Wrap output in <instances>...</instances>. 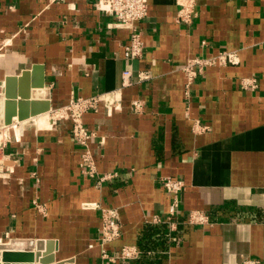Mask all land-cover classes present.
I'll return each mask as SVG.
<instances>
[{
    "label": "crops",
    "instance_id": "1",
    "mask_svg": "<svg viewBox=\"0 0 264 264\" xmlns=\"http://www.w3.org/2000/svg\"><path fill=\"white\" fill-rule=\"evenodd\" d=\"M196 2L186 23L177 21V0H149L137 22L144 54L129 59L130 30L94 0H0V93L24 69L35 82L36 63L51 91L49 110L0 124V246L32 240L35 253L43 239L41 258L51 251L65 264H264V0ZM221 50L236 51L239 62L207 66L187 95L186 60ZM245 76L258 79L256 88H243ZM91 95L101 103L84 116L96 132L90 148L97 171L115 174L103 182L83 173L72 120L51 113ZM135 98L144 111L133 110ZM196 120L208 128L198 130ZM166 176L186 188L169 192ZM176 200L172 225L166 217ZM85 202L118 210V239L101 243L102 212ZM193 211L207 222H190ZM123 245L140 255L103 256Z\"/></svg>",
    "mask_w": 264,
    "mask_h": 264
},
{
    "label": "built area",
    "instance_id": "2",
    "mask_svg": "<svg viewBox=\"0 0 264 264\" xmlns=\"http://www.w3.org/2000/svg\"><path fill=\"white\" fill-rule=\"evenodd\" d=\"M95 6L102 12L110 13L114 17V23L116 26L128 28L130 30V38L125 47V56L129 59L140 58L144 54L145 41L143 32L137 26V22L144 19L149 12V0H94ZM179 4V10L177 15L178 22H190L192 18L197 15V2L196 0H177ZM239 62L237 52L234 50H221L212 56L195 55L189 57L183 64L182 69L185 72V89L186 94H190L192 84L196 81L197 77L204 72L207 66L212 65H226L229 63L236 64ZM132 70H125L124 77L125 83L127 78L131 77ZM141 79L149 77L148 72L139 73ZM243 88H256L258 85V79L255 76H245L241 80ZM109 97V96H107ZM110 98V97H109ZM107 105L109 108H117L118 104L115 102V98L107 99ZM101 103L100 95L91 96H77L71 97L69 102L60 107L51 110L54 120H72V135L78 144L82 147L81 154V167L85 174L90 177L98 178V182H103L108 178L111 179L115 174L107 173L100 174L97 171L96 159L90 148V140L95 136L96 132L91 130L84 120L85 113L88 111H98ZM132 108L136 112L144 111L145 102L141 98H135L132 100ZM196 128L198 130L207 129L206 124H202L198 120L195 121ZM3 129V128H2ZM1 130V128H0ZM162 183L165 188L174 194H178L180 191L186 188L184 180L174 178L171 176L162 177ZM179 202L176 200L170 206V213L166 217L168 221L175 224V218L177 216V207ZM86 207H98L102 212V222L100 226V240L103 245L118 239L122 234V225L119 219L118 210L115 208L102 207L99 204L85 202ZM189 220L192 223L207 222L208 217L199 211H193L189 215ZM155 221H161L160 218H156ZM140 249L137 246L123 245L118 251L109 253L105 248L103 250V256L117 261L120 259L136 258L140 255ZM252 264L257 262L252 261Z\"/></svg>",
    "mask_w": 264,
    "mask_h": 264
},
{
    "label": "water",
    "instance_id": "3",
    "mask_svg": "<svg viewBox=\"0 0 264 264\" xmlns=\"http://www.w3.org/2000/svg\"><path fill=\"white\" fill-rule=\"evenodd\" d=\"M33 69L39 75L35 82L30 81V70L28 69H24L21 74H13L6 77L5 91L0 93L1 125L11 124L14 116L18 117L19 120H23L51 108V91L44 88L45 75L42 71V66L36 63ZM30 105H32V108H30ZM45 242L43 239L37 240L35 253L31 252L33 249L32 240L12 239L9 243H3L0 246L4 250L1 264H35V260L48 264H65V260L57 261L55 255L50 254L51 251L49 249L50 252H47L41 258V250L44 248ZM49 243L51 245V242ZM17 249L28 251L15 252Z\"/></svg>",
    "mask_w": 264,
    "mask_h": 264
},
{
    "label": "bare ground",
    "instance_id": "4",
    "mask_svg": "<svg viewBox=\"0 0 264 264\" xmlns=\"http://www.w3.org/2000/svg\"><path fill=\"white\" fill-rule=\"evenodd\" d=\"M47 116H40L39 117V122H40V124L41 125H45V124H47ZM18 129H19V127H18ZM17 130V129H16ZM5 130L3 129V130H0V142L1 141H3V139H4V137H6V134H5ZM10 134V133H9ZM7 137H8V135H7ZM2 147V146H1Z\"/></svg>",
    "mask_w": 264,
    "mask_h": 264
},
{
    "label": "rangeland",
    "instance_id": "5",
    "mask_svg": "<svg viewBox=\"0 0 264 264\" xmlns=\"http://www.w3.org/2000/svg\"><path fill=\"white\" fill-rule=\"evenodd\" d=\"M48 119H49V117H48ZM4 138H6V137H4ZM3 140H4V139H3ZM1 142H2V141H1ZM1 142H0V143H1Z\"/></svg>",
    "mask_w": 264,
    "mask_h": 264
}]
</instances>
